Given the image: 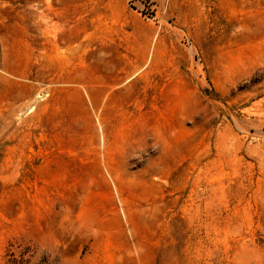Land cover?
Returning <instances> with one entry per match:
<instances>
[{"label": "rangeland", "instance_id": "obj_1", "mask_svg": "<svg viewBox=\"0 0 264 264\" xmlns=\"http://www.w3.org/2000/svg\"><path fill=\"white\" fill-rule=\"evenodd\" d=\"M0 0V264H264V0Z\"/></svg>", "mask_w": 264, "mask_h": 264}, {"label": "built area", "instance_id": "obj_2", "mask_svg": "<svg viewBox=\"0 0 264 264\" xmlns=\"http://www.w3.org/2000/svg\"><path fill=\"white\" fill-rule=\"evenodd\" d=\"M151 0H144L141 4V11H144V18L147 20H154V14L151 11Z\"/></svg>", "mask_w": 264, "mask_h": 264}]
</instances>
